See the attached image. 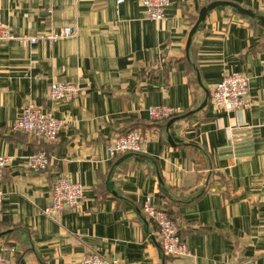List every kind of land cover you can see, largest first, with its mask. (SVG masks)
I'll list each match as a JSON object with an SVG mask.
<instances>
[{
  "label": "crops",
  "instance_id": "crops-1",
  "mask_svg": "<svg viewBox=\"0 0 264 264\" xmlns=\"http://www.w3.org/2000/svg\"><path fill=\"white\" fill-rule=\"evenodd\" d=\"M170 1L156 22L140 0H0L14 37L77 28L56 42L0 44V156L12 158L0 182V256L12 264H80L90 251L115 264H264V0ZM214 2L255 17L217 5L188 48ZM234 73L248 78L253 104L228 112L211 97ZM57 82L80 93L54 100ZM28 104L64 121L56 143L14 131ZM164 105L180 112L170 126L148 114ZM133 128L143 152L109 156L107 145ZM237 131L251 153L226 157ZM42 152L51 165L32 171L28 159ZM60 176L84 198L56 220L44 210ZM149 197L172 214L189 256L163 253L142 212Z\"/></svg>",
  "mask_w": 264,
  "mask_h": 264
},
{
  "label": "built area",
  "instance_id": "built-area-1",
  "mask_svg": "<svg viewBox=\"0 0 264 264\" xmlns=\"http://www.w3.org/2000/svg\"><path fill=\"white\" fill-rule=\"evenodd\" d=\"M123 2V0H118ZM147 11V18L156 22H162L167 19L166 10L171 5L170 0H140ZM77 32L76 27H64L59 32L53 34H39L36 38L26 36L17 38L12 35L9 27L0 20V44L10 40L28 41L36 44L39 40H50L56 42L59 38L74 36ZM264 68V59H263ZM249 80L247 77L234 73L224 77L214 89L211 97L212 104L215 107L224 109L228 112L242 111L252 106V98L249 95ZM51 97L54 100L61 98L73 99L77 96L79 85L77 83L57 82L50 87ZM148 114L152 121L162 122L166 118L177 116L180 112L170 106H150ZM14 131L25 132L34 136V138L44 139L48 143L54 144L58 141L59 135L64 128V121L57 119L52 112H46L38 109L33 104L23 107L22 117L14 123ZM143 152V136L137 130H132L127 135L118 136L107 145V153L112 158L114 156L126 155L130 153ZM12 158L9 156H0V182L4 172L11 164ZM28 168L35 172H42L51 165L50 158L46 152L31 156L28 161ZM83 186L80 183H74L64 176L55 179L51 191L52 202L44 212L56 220L61 218V212L66 209L77 210L83 200ZM3 193L0 190V219L2 218ZM142 212L151 219L159 230L161 238L160 247L167 256L175 258H184L190 255L188 245L182 240L180 229L176 222L170 217L168 212L157 208L152 204L151 198L142 206ZM0 264H12L11 260L0 256ZM80 264H115L106 260L96 252H88L81 259Z\"/></svg>",
  "mask_w": 264,
  "mask_h": 264
},
{
  "label": "water",
  "instance_id": "water-1",
  "mask_svg": "<svg viewBox=\"0 0 264 264\" xmlns=\"http://www.w3.org/2000/svg\"><path fill=\"white\" fill-rule=\"evenodd\" d=\"M217 5H227V6H233L240 14L246 15V16H253L255 17L254 13L252 11L246 10L244 8H242L241 6H239L238 4L235 3H228V2H214V4H211L205 8H203L200 13H199V20L197 22V25L193 28V30L191 31V37L188 41V45L187 47L189 48L190 44H191V40L192 37L194 35V33L197 30L198 25L205 21L207 18V14L209 11H211L212 9H214V7H216ZM260 19V23L262 25V27H264V17H259ZM206 104V102L204 103V105ZM180 118H173L169 121V126L173 124V122L179 120ZM233 140H231L229 142V147L223 150V154L224 155H228L226 157H247L246 155L251 153L252 147L248 144V138L246 136V132L245 131H237L236 133H234V136L232 138Z\"/></svg>",
  "mask_w": 264,
  "mask_h": 264
},
{
  "label": "trees",
  "instance_id": "trees-1",
  "mask_svg": "<svg viewBox=\"0 0 264 264\" xmlns=\"http://www.w3.org/2000/svg\"><path fill=\"white\" fill-rule=\"evenodd\" d=\"M177 116H179V114L177 115ZM177 116H173V117H170V118H166L164 121H162V123H167L170 119H172V118H175V117H177ZM154 122V121H153ZM135 128H133L132 130H134ZM128 134V133H127ZM126 134V135H127ZM121 156V155H120ZM169 213V212H168ZM169 215H170V217L174 220V218H173V216H172V214H170L169 213ZM175 221V220H174ZM176 222V221H175ZM177 224V223H176ZM180 235H181V233H180Z\"/></svg>",
  "mask_w": 264,
  "mask_h": 264
}]
</instances>
